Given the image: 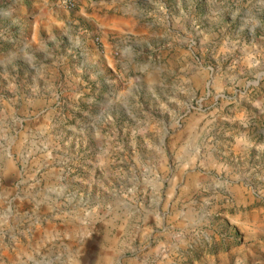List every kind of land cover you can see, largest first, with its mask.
Returning <instances> with one entry per match:
<instances>
[{"label": "rangeland", "instance_id": "1", "mask_svg": "<svg viewBox=\"0 0 264 264\" xmlns=\"http://www.w3.org/2000/svg\"><path fill=\"white\" fill-rule=\"evenodd\" d=\"M91 1L0 0V264H264V0Z\"/></svg>", "mask_w": 264, "mask_h": 264}, {"label": "crops", "instance_id": "2", "mask_svg": "<svg viewBox=\"0 0 264 264\" xmlns=\"http://www.w3.org/2000/svg\"><path fill=\"white\" fill-rule=\"evenodd\" d=\"M122 0H95V1H91V3H100V5H105V6H108V4H118V2H120ZM124 1H127L130 8L133 7V8H137V6L139 4H142L143 0H124ZM117 2V3H116ZM131 8V9H133Z\"/></svg>", "mask_w": 264, "mask_h": 264}, {"label": "built area", "instance_id": "3", "mask_svg": "<svg viewBox=\"0 0 264 264\" xmlns=\"http://www.w3.org/2000/svg\"><path fill=\"white\" fill-rule=\"evenodd\" d=\"M62 3H64L68 7H73L75 5V0H62Z\"/></svg>", "mask_w": 264, "mask_h": 264}]
</instances>
